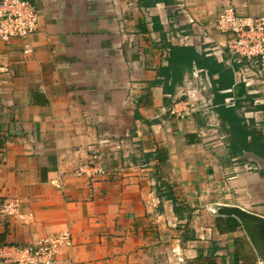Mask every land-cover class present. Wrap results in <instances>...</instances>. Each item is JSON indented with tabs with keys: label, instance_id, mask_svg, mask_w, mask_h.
<instances>
[{
	"label": "crops",
	"instance_id": "obj_1",
	"mask_svg": "<svg viewBox=\"0 0 264 264\" xmlns=\"http://www.w3.org/2000/svg\"><path fill=\"white\" fill-rule=\"evenodd\" d=\"M28 1L38 31L0 41V247L68 232L56 264H253L216 210L264 218V78L233 75L212 25L264 0ZM173 50L195 57L178 81Z\"/></svg>",
	"mask_w": 264,
	"mask_h": 264
},
{
	"label": "built area",
	"instance_id": "obj_2",
	"mask_svg": "<svg viewBox=\"0 0 264 264\" xmlns=\"http://www.w3.org/2000/svg\"><path fill=\"white\" fill-rule=\"evenodd\" d=\"M213 28L225 39L224 49L232 73L248 83L246 72L254 67L264 78V15L242 17L234 9H223L213 21ZM199 29V27H197ZM38 31V12L28 0H0V41L25 40ZM202 31V28L201 30ZM174 107L171 113H176ZM77 174L106 175L102 164L92 162L80 165ZM17 201L0 205V214L6 217L16 211ZM73 247L68 232L48 235L32 245H5L0 247V264H56ZM253 264H264L257 259Z\"/></svg>",
	"mask_w": 264,
	"mask_h": 264
},
{
	"label": "water",
	"instance_id": "obj_3",
	"mask_svg": "<svg viewBox=\"0 0 264 264\" xmlns=\"http://www.w3.org/2000/svg\"><path fill=\"white\" fill-rule=\"evenodd\" d=\"M216 214L235 218L252 245L257 259L264 262V218L237 206H219Z\"/></svg>",
	"mask_w": 264,
	"mask_h": 264
},
{
	"label": "trees",
	"instance_id": "obj_4",
	"mask_svg": "<svg viewBox=\"0 0 264 264\" xmlns=\"http://www.w3.org/2000/svg\"><path fill=\"white\" fill-rule=\"evenodd\" d=\"M172 54H173L172 57H171V60H173L172 74L177 75V72L179 70V66L182 65V64H186L188 66V68H190L192 60L186 54H183L180 50H173ZM220 85L221 86L224 85V81L223 80L220 82ZM230 121H232L234 124H236V121H238V120H236L234 118L233 120H230ZM232 128H233L232 130L235 131V126L234 127L232 126ZM236 134L240 135L241 133L239 132V130H237ZM260 146H261L260 140L256 141V139H255L253 141V143H251L250 145H248L246 147V149L250 150L251 152H253V153H255V154H257L259 156L260 155V148H259ZM156 157H157V160H158V164L161 165V167H164V162L167 159V152L163 151V150H158L156 152ZM168 189H171V188H168ZM169 193H170V191H169ZM171 199H172L173 202H175L173 197H171ZM224 220H225V222L222 223L224 228H222V229L218 228V231L220 230V232H222V233L223 232H231V231H234L235 228L238 227V222L235 219L227 217ZM218 226H219V224L216 225V228Z\"/></svg>",
	"mask_w": 264,
	"mask_h": 264
},
{
	"label": "rangeland",
	"instance_id": "obj_5",
	"mask_svg": "<svg viewBox=\"0 0 264 264\" xmlns=\"http://www.w3.org/2000/svg\"><path fill=\"white\" fill-rule=\"evenodd\" d=\"M185 53V52H184ZM191 60L195 57H192L188 52L185 53ZM189 69V68H188ZM187 69V66L186 64H182L179 66V70L177 72V75H176V81H178L180 79V75H181V72L184 71V70H188Z\"/></svg>",
	"mask_w": 264,
	"mask_h": 264
}]
</instances>
